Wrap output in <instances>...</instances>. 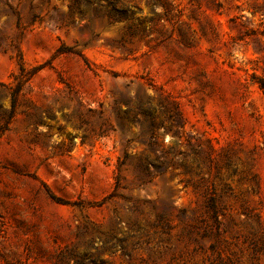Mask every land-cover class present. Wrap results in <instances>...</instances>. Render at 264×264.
I'll list each match as a JSON object with an SVG mask.
<instances>
[{"label": "rangeland", "instance_id": "rangeland-1", "mask_svg": "<svg viewBox=\"0 0 264 264\" xmlns=\"http://www.w3.org/2000/svg\"><path fill=\"white\" fill-rule=\"evenodd\" d=\"M0 27L23 55L0 49V121L20 64L41 66L0 133V264H264V0H0ZM122 95H168L202 145L199 171L119 190L140 213L109 197L124 139L146 149L140 126L100 135Z\"/></svg>", "mask_w": 264, "mask_h": 264}, {"label": "trees", "instance_id": "trees-1", "mask_svg": "<svg viewBox=\"0 0 264 264\" xmlns=\"http://www.w3.org/2000/svg\"><path fill=\"white\" fill-rule=\"evenodd\" d=\"M49 1V0H47ZM158 1V0H156ZM92 3V2H91ZM108 16L110 22L127 20L133 17V12L129 10L127 6L121 5L120 8L115 11H109ZM37 14L33 13L31 23L36 21ZM61 16L58 19H62ZM17 28L19 35L23 34L26 27L20 23V18L17 16ZM8 36L0 27V49L3 51L13 50L16 52V56L21 60L23 58L22 49L18 40H7ZM65 52L70 50H64ZM41 66H36L31 70H26L25 66L21 63L19 67V76L16 78V83L10 90V103L11 107L7 114L1 117L0 121V133L7 129L11 118L13 117L14 108L17 104V98L20 92H22L24 85L37 73ZM261 87L264 89V81H261ZM130 97L122 95L120 98L114 100V117L115 123L110 120H104L101 124V136H108L110 132H120L124 135L127 131L128 125L132 124L140 126L143 138H141V144L149 149V153H145L142 150L140 153H133L130 150L129 139L125 138V148L121 156L118 157L116 165V175L114 182V189L109 194V197H123L129 201L133 199L130 196H124L119 190L129 187L128 182L141 187L148 183H153L157 178H163L166 174L171 177L176 176L175 170L182 168L184 174H190L193 169L200 170L201 164L198 162V156L202 153V145L200 138L197 136L195 140L190 137H184V120L180 109L175 101H173L168 95H162L158 98L157 106H153L152 98L146 96L143 100L138 96V101L135 106L129 105ZM126 105V106H124ZM101 110V114H102ZM162 130L164 133H170L173 137L183 138L188 147V152L185 156L191 154L193 157V164L187 165L185 163H175L172 158L168 157L167 151L162 147L158 130ZM164 142V139L162 140ZM208 145V148H211ZM192 181V179H189ZM149 203L147 200L136 198L131 205L132 212H141L140 205ZM208 208L211 213V217L215 223L219 224L218 220V208L217 200L215 196H210L208 199ZM161 217V215H160ZM156 225L152 223L151 226ZM125 239H120L121 250L123 254H130V250L123 244ZM147 243L149 240L146 241ZM138 244V243H136ZM256 246V245H255ZM79 264H89L86 262H79ZM92 264H96V260L93 259ZM100 264H105L101 261Z\"/></svg>", "mask_w": 264, "mask_h": 264}]
</instances>
